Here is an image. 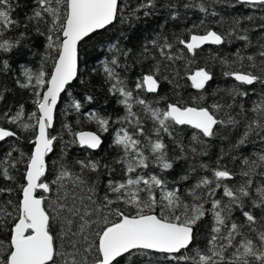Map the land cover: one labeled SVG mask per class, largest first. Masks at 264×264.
Instances as JSON below:
<instances>
[{
    "label": "snow or ice",
    "instance_id": "snow-or-ice-1",
    "mask_svg": "<svg viewBox=\"0 0 264 264\" xmlns=\"http://www.w3.org/2000/svg\"><path fill=\"white\" fill-rule=\"evenodd\" d=\"M239 2L264 5V0ZM152 6L153 0L142 5ZM120 11V0H36V8L27 18L28 23L36 22L37 33L45 37L46 55L52 59L53 68L47 78L42 70L38 73L24 70L26 82L20 86L33 90L36 110L28 120L34 123L23 122L22 110L8 118L11 124L24 130L31 129L35 139L32 141L34 150L26 159V184L21 186L19 202L11 211L0 207V229H7V242L0 240V264H118V258L125 254L131 257L142 250L167 253L184 264H264V182L257 185L253 180L257 175L264 177V154L255 160L244 158V167L239 173H233L226 166L212 169L211 178L202 176L184 190L170 186L158 175H141L138 171L152 166L161 171L170 170L174 160L187 158L184 145L176 142L180 155L170 157L168 144L164 142V135L172 137L176 126H190L196 130L193 141L203 144L201 136L211 138L216 135L217 125H236L240 122L237 117L243 116L247 122L238 144H244L252 133L264 135V97L250 109L240 105L236 115L231 113L233 104L189 106L177 100L167 103L164 108H157L133 95L116 71L119 60L114 58L105 62L103 71L110 84L109 92L120 97L119 103L126 109V115L118 121L121 126L113 130V144L122 152L116 163L122 165L125 178L122 181L109 179L101 196L98 177L93 181L88 174L98 173L101 167L108 168V165L102 166L99 161L89 159L77 160L73 166L61 163L54 179L50 182L42 179L48 170L45 157L53 151L57 140L48 131L53 126L54 109L66 86L77 77L78 45L112 24ZM201 11L207 12V9L201 7ZM12 12L11 0H0L2 52L11 51L19 43L7 35L21 27ZM41 23L45 25L43 31L39 28ZM23 27L26 28L27 23ZM19 35L23 37L26 33ZM239 38L248 40L247 36ZM162 39L164 43L159 45L162 57L176 59L166 51L172 48V44L167 38ZM177 39L193 55L205 44L224 43V37L211 30L203 35L192 34L188 40ZM152 43L158 45L156 40ZM261 49L258 53L261 75L234 71L230 65L224 75L241 84L264 83V45ZM244 59L238 55L242 67ZM246 59L252 62L251 67H256L255 57L247 56ZM223 63L227 64L226 61ZM2 66L7 68V63ZM158 72L157 67L143 75L136 88L156 93ZM188 79L193 88L201 90L212 76L201 68ZM232 94L247 95L236 89ZM134 104L143 106V111L153 122L151 134L146 132L140 115L133 111ZM73 107L79 111L81 105L74 101ZM222 110L223 118L220 116ZM249 111L253 113L251 118L247 115ZM89 119L94 120L103 132H108L112 123L110 118L95 113L89 114ZM72 135L74 140L71 143L78 142L88 149H98L102 144L101 137L94 132L79 131ZM15 136L16 132L0 127V141ZM190 152L193 156L206 155V152L197 153L195 147ZM19 162L13 160L9 152L0 159V175L8 180L14 179L9 168H15ZM75 166L79 171L74 170ZM200 167L207 169L208 165L201 164ZM236 175L242 177L238 185L225 183ZM188 178L185 175L181 179ZM37 190L55 192V196L49 199L37 195ZM218 192L222 193L219 198ZM246 201L251 204L249 210H245ZM255 209L260 210L261 215L257 216ZM236 210L243 216L242 222L234 218ZM208 217L210 223L203 225ZM202 226L209 228L206 245L193 247L197 229ZM185 250L190 254H185ZM177 253L180 255H173Z\"/></svg>",
    "mask_w": 264,
    "mask_h": 264
},
{
    "label": "trees",
    "instance_id": "trees-1",
    "mask_svg": "<svg viewBox=\"0 0 264 264\" xmlns=\"http://www.w3.org/2000/svg\"><path fill=\"white\" fill-rule=\"evenodd\" d=\"M146 3L147 0H120L121 11L117 19L105 29L80 42L77 77L61 94L54 111V123L49 133L56 136L57 140L54 142L53 151L46 157L48 170L42 179L49 182L54 179L61 163L73 166L77 160L89 159L99 161L102 166L108 165V168L101 167L98 173L88 174L93 181L98 177V192L101 196L109 179L122 181L125 178L122 165L116 163L122 152L113 144V130L121 126L118 121L126 115V109L119 103L120 97L109 92L110 84L103 71L105 62L114 58L119 60L116 71L128 89L133 91V95L157 108H164L167 103L177 100L189 106L233 104L231 113L236 115L240 111V105L250 109L264 97V83L257 81L252 85L241 84L224 75L229 70V65L234 71L261 75V57L258 53L262 50L261 45H264V5L240 3L239 0H153L152 7H142ZM11 4L12 15L21 22V27L7 35L9 39H15L19 43L9 52L0 51V127L16 132L15 137L0 141V159L11 152L13 160L20 161L15 168H9L14 179L8 180L0 175V207H7L10 211L19 202L21 186L26 183V159L32 153L35 134L31 129L24 130L9 123L8 118L22 110L23 122L34 123L28 120L36 110L33 90L31 87L20 86L26 82L24 70L30 69L33 73L42 70L47 78L53 68L52 59L46 55L48 50L45 37L37 33L35 21L28 23L27 18L32 16L36 8V0H11ZM201 7L206 8L207 12L201 11ZM25 23L26 28L23 27ZM39 28L43 31L45 25L41 23ZM208 30L221 34L224 43L204 46L193 55L178 42L177 38L188 40L191 34L205 33ZM21 32L26 35L21 37ZM240 36H247L248 40H242ZM162 38H167V42L172 44V48L166 51L176 59L167 60L162 57L159 48L164 43ZM154 40L158 41L157 46L153 45ZM238 55L245 57L243 67L238 62ZM247 56L255 57V68L250 66L252 62L246 59ZM5 62L7 68L2 66ZM157 67V92L148 93L145 89H137L136 84L140 78ZM201 68L208 71L212 79L206 83L204 89L197 90L191 86L188 76ZM233 89L247 95L234 96ZM89 96L92 97L91 100L87 99ZM74 101L80 103L79 111L73 107ZM133 111L140 115L146 132L151 134L153 122L143 111V106L134 104ZM92 113L110 118L112 123L108 132L101 131L96 122L89 119V114ZM247 115L251 118L253 113L249 111ZM220 116L223 118V110ZM237 119L240 122L236 125H217L216 135L211 138L201 136L203 144L193 141L196 130L189 126H176L172 137L164 135V142L168 144L170 157L180 155L176 142L184 145L187 158L174 160L170 170L161 171L152 166L138 171L141 175H158L170 186H179L182 190L191 187L202 176L211 178V170L217 167L226 166L233 173H239L244 167V158L255 160L264 154V135L252 133L244 144H238L247 121L243 116H238ZM83 130L93 131L101 137L102 144L98 149L91 150L77 142L71 143L74 140L72 133ZM192 147L197 149V153L206 152V155L193 156L190 152ZM201 164L208 165V168H201ZM192 168L195 170L192 171ZM74 170L79 171V167L75 166ZM185 175L189 177L188 180L181 179ZM241 180L242 177L236 175L232 181L225 183L234 186ZM253 180L258 185L264 182V177L257 175ZM41 194L49 199L55 196V192L41 193L38 190L37 195ZM221 194L218 192L217 198ZM246 205L245 210H249L250 202L246 201ZM253 211L257 216L261 215L260 210ZM234 218L238 222L244 219L239 210L235 211ZM210 220L208 217L202 224L208 225ZM208 235V227H199L193 247L203 248ZM0 240L7 242L6 228L0 229ZM57 244L59 245V241ZM185 254L190 253L185 250ZM118 264H184V261L173 259L169 254L142 250L131 257L125 254L118 258Z\"/></svg>",
    "mask_w": 264,
    "mask_h": 264
},
{
    "label": "water",
    "instance_id": "water-1",
    "mask_svg": "<svg viewBox=\"0 0 264 264\" xmlns=\"http://www.w3.org/2000/svg\"><path fill=\"white\" fill-rule=\"evenodd\" d=\"M106 27H107V26H106ZM101 30H102V29H101ZM98 31H100V30H98ZM204 34H205V33H204ZM191 35H192V34H191ZM197 35H203V34H197ZM189 38H190V37H189ZM79 44H80V43H79ZM205 45H214V44H205ZM205 45H203V46H205ZM78 46H79V45H78ZM203 46H202V47H203ZM191 54H192V53H191ZM51 71H52V70H51ZM73 81H74V80H73ZM73 81H71L70 84H71ZM66 87H67V86H66ZM62 93H63V92H62ZM62 93H61V94H62ZM60 96H61V95H60ZM58 101H59V99H58ZM57 103H58V102H57ZM54 111H55V109H54ZM53 123H54V119H53ZM50 129H51V128H50ZM50 129H49V130H50ZM49 130H48V131H49ZM83 131H85V132H93V131H90V130H83ZM94 133H95V132H94ZM101 140H102V139H101ZM78 144H79V143H78ZM33 150H34V147H33ZM33 150H32V151H33ZM91 150H93V149H91ZM95 150H96V149H95ZM50 153H51V152H50ZM50 153H49V154H50ZM49 154H48V155H49ZM48 155H47V156H48ZM47 156H46V157H47ZM46 157H45V160H46ZM25 182H26V180H25ZM25 184H26V183H25ZM37 191H38V190H37ZM147 251H151V252H155V253H160V252H156V251H154V250H147ZM164 254H167V253H164Z\"/></svg>",
    "mask_w": 264,
    "mask_h": 264
}]
</instances>
